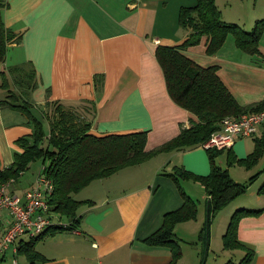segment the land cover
I'll use <instances>...</instances> for the list:
<instances>
[{"label":"crops","instance_id":"crops-1","mask_svg":"<svg viewBox=\"0 0 264 264\" xmlns=\"http://www.w3.org/2000/svg\"><path fill=\"white\" fill-rule=\"evenodd\" d=\"M4 1L2 19L14 36L7 44L5 60L0 62V73L10 64L32 63L36 86L29 99L39 108L45 107L47 100L74 107L90 120V131L95 134L145 129V149L188 126L190 113L168 95L154 50L157 44L173 45L184 39L187 30L178 24V9L195 0ZM215 3L223 20L245 29L264 16V0ZM205 42L202 36L198 43L183 49L184 54L200 65H216L219 78L240 105L264 98V58L256 63L250 54L235 46L231 34L212 54L205 52ZM259 50L264 55V29ZM99 74L101 85L96 89L94 76ZM4 94L0 87V98ZM24 121L19 110L0 105V168L12 161L14 151L21 149L16 138L31 131ZM252 143V137L246 136L236 139L230 147L240 157L251 151ZM174 165L200 174L209 170L205 148L198 144L159 152L143 162L93 179L75 196L90 200L78 207L77 225L46 233L34 245L40 257L30 263L22 254L26 260L23 264L168 262V247L148 245L142 239L160 225L165 211L181 204L176 183L165 173ZM261 178L263 175L258 177ZM27 181L26 186L18 183L13 189L20 192L33 180L24 182ZM178 181L196 203L202 198L206 210L208 195L203 187L189 179ZM238 197L230 202L229 212L244 206ZM254 199L256 202L248 205L261 211L242 216L236 235L254 251L250 264H264V191ZM196 209L198 213L199 205ZM205 214L206 211L202 222ZM7 218L6 210H0V236ZM188 221L174 225L179 242L188 239L201 222ZM24 239L27 237L17 239L16 245ZM180 248L179 263L191 264L186 261L185 244ZM7 250L13 255L11 249Z\"/></svg>","mask_w":264,"mask_h":264},{"label":"trees","instance_id":"trees-1","mask_svg":"<svg viewBox=\"0 0 264 264\" xmlns=\"http://www.w3.org/2000/svg\"><path fill=\"white\" fill-rule=\"evenodd\" d=\"M5 4L4 0H0V62L4 61L7 44L14 36L2 19ZM177 21L187 30L184 39L173 45L157 44L154 54L162 70L167 93L176 104L190 113L189 124L150 149H145V129L95 134L90 131V120L74 107L65 106L56 100L45 101V107L41 108L32 103L29 94L36 86V72L29 61L7 66L9 80L6 72L1 71L0 87L5 95L3 99L0 98V105L19 110L31 131L16 138L15 143L21 149L14 151L12 161L0 168V183L12 180L15 185L20 183V176L35 160L41 162V171L52 183L47 199L51 223L37 234L20 240L17 246V252L23 254L30 263L40 257L34 245L46 233L73 229L77 225L78 207L90 200L77 199L73 194L93 179L143 162L159 152L198 145L220 126L223 117L264 108V98L252 104L240 105L219 78L216 65H200L183 52L187 46L198 43L205 36V52L212 54L231 34L235 46L259 63L264 58L259 50L264 16L256 18L250 28L245 29L235 22L223 20L215 0H195L194 4L182 5L178 9ZM94 85L96 89L101 85L100 74L94 76ZM49 108L50 112L47 111ZM43 120L47 121V127ZM252 139L253 147L244 156H236L231 147L226 148L227 162L234 161L250 168L264 156V127ZM225 150L205 148L209 162V170L205 174L195 173L182 165H174L170 172H165L176 183L182 198L181 204L165 211L160 225L142 239L148 245L170 249V259L164 264H180L181 248L174 225L196 216V201L184 192L179 179L198 182L208 195L205 219L199 235L207 233L210 216L242 194L251 181H235L226 167L216 163V156ZM258 173L250 175V179ZM263 191L264 181L258 188V192ZM260 211L261 208L239 206L231 212L222 236L223 246L242 248L244 253L237 262L228 259L223 264H250L254 251L237 238L236 227L242 216L257 215Z\"/></svg>","mask_w":264,"mask_h":264},{"label":"built area","instance_id":"built-area-1","mask_svg":"<svg viewBox=\"0 0 264 264\" xmlns=\"http://www.w3.org/2000/svg\"><path fill=\"white\" fill-rule=\"evenodd\" d=\"M263 127L264 108L243 111L236 116L227 115L221 119L220 126L210 132L200 145L204 148L226 149L236 139L252 137ZM14 186L13 180L0 183V210H6L8 216L0 236V260L7 249H11L15 255L17 239L33 236L51 223L47 199L52 183L41 168L29 186L20 192L14 190ZM11 264H17L15 256L12 257Z\"/></svg>","mask_w":264,"mask_h":264},{"label":"rangeland","instance_id":"rangeland-1","mask_svg":"<svg viewBox=\"0 0 264 264\" xmlns=\"http://www.w3.org/2000/svg\"><path fill=\"white\" fill-rule=\"evenodd\" d=\"M2 71L6 72L7 79L9 80L10 76H9V73L7 72V67L5 70H2ZM4 95L2 96V99L4 98ZM47 111L50 112V108L47 109ZM44 124L47 127V121L44 120ZM247 140H251V139L249 138ZM226 157L227 156H226V150H225L223 153H219L216 156L215 160L217 164H221L223 167L227 168L232 179H234L235 181L241 182V183H247L248 181L251 180L246 186L245 191L242 194H240L239 197L237 196L238 198H240L242 202L245 203L243 207L250 208L248 203L256 202L254 198L257 197L258 188L261 185V183L264 181V169H263L264 156L260 157L258 161L255 164H253V166H251L250 168L240 165L234 161H231L228 163ZM40 167H41V162L39 160L32 161L29 167L20 176L19 178L20 184L22 186H26L28 181L27 182H24V181L30 180V179L33 180V178L38 173ZM258 171L259 173L255 175V177L250 179V175L255 174ZM260 175L261 176L263 175V178L258 179V177L260 178ZM193 182H196V181H193ZM196 183L199 184L198 182ZM200 186L202 187V185ZM79 192L80 191H78L77 193H74L73 196L75 197L76 194H78ZM202 202H203L202 198H199V202L197 200L196 205L197 206L199 205V212L196 213V216L194 219H189L190 221H188V222H191L192 224V222H196L199 219L201 220V222H199L200 226H198L197 230L193 231L191 235L188 236L189 237L188 239H185L179 242L180 245L185 244V248L187 250V253L185 254L187 263L223 264L228 259L234 262H237L243 256L244 251L242 250V248H238V247L224 248L223 237H222L225 232L229 216L236 207L232 211L229 212L230 205L232 204L229 202L223 207H221L220 209H218L213 215L210 216L209 222L207 224V233L199 235V230L202 226V223H204L202 222L203 220L202 215L204 217V213L206 211L203 209L204 206L202 205ZM185 224H189V223H185ZM9 251L10 250H7L5 252L6 253L5 257L4 259H1L0 264H11L12 257L14 256L17 258V261L19 264H23L24 262H26L22 254L15 253V255H10ZM38 253L40 254V252Z\"/></svg>","mask_w":264,"mask_h":264}]
</instances>
